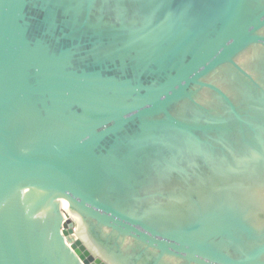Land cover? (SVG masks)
<instances>
[{
  "label": "water",
  "instance_id": "95a60500",
  "mask_svg": "<svg viewBox=\"0 0 264 264\" xmlns=\"http://www.w3.org/2000/svg\"><path fill=\"white\" fill-rule=\"evenodd\" d=\"M0 264H264V0H0Z\"/></svg>",
  "mask_w": 264,
  "mask_h": 264
},
{
  "label": "bare ground",
  "instance_id": "6f19581e",
  "mask_svg": "<svg viewBox=\"0 0 264 264\" xmlns=\"http://www.w3.org/2000/svg\"><path fill=\"white\" fill-rule=\"evenodd\" d=\"M66 208V207H65ZM67 209V208H66Z\"/></svg>",
  "mask_w": 264,
  "mask_h": 264
}]
</instances>
